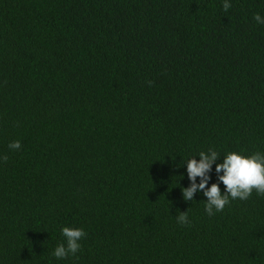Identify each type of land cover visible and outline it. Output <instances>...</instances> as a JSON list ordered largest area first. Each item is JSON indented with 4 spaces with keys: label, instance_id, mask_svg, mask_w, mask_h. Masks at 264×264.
Instances as JSON below:
<instances>
[{
    "label": "trees",
    "instance_id": "trees-1",
    "mask_svg": "<svg viewBox=\"0 0 264 264\" xmlns=\"http://www.w3.org/2000/svg\"><path fill=\"white\" fill-rule=\"evenodd\" d=\"M223 3L0 0V264H264V196L181 192L201 151L264 153V0Z\"/></svg>",
    "mask_w": 264,
    "mask_h": 264
},
{
    "label": "clouds",
    "instance_id": "clouds-1",
    "mask_svg": "<svg viewBox=\"0 0 264 264\" xmlns=\"http://www.w3.org/2000/svg\"><path fill=\"white\" fill-rule=\"evenodd\" d=\"M222 7L224 11H228L231 7L229 0H224ZM253 19L258 24H264V17H261L259 13L254 14ZM148 83L151 86L152 82ZM8 147L16 151L21 148V143L18 140L13 141ZM198 156L199 160L195 158L186 160V172L190 185L182 188L181 192L185 201H191L194 193L202 191L206 197L204 210L207 215L213 216L222 212L231 200H247L253 192L258 196H264V153L255 152L243 155L228 152L220 163H216L220 154L213 149L207 152L201 151ZM0 159L6 163L8 157L5 155ZM214 163L217 180L224 186L223 194L218 183L208 186L210 180L208 173L212 171ZM197 178H199V183L196 182ZM175 218L181 225L190 223L187 211L179 212ZM61 234L64 241L56 246L52 255L56 259L75 256L81 249L80 241L86 237L87 233L83 228L65 226L61 228Z\"/></svg>",
    "mask_w": 264,
    "mask_h": 264
}]
</instances>
